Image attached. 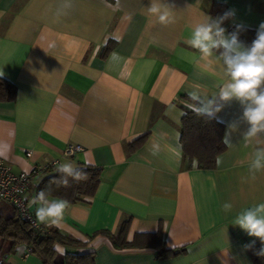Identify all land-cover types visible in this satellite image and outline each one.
<instances>
[{"label":"crops","instance_id":"crops-1","mask_svg":"<svg viewBox=\"0 0 264 264\" xmlns=\"http://www.w3.org/2000/svg\"><path fill=\"white\" fill-rule=\"evenodd\" d=\"M215 1L235 11L226 34L230 26L264 24V0H160L168 24L148 13L151 0H0V77L16 86L15 98L0 102V158L15 173L52 159L101 169L94 195L68 204L58 225L39 221L37 205H29L39 179L25 193L40 225L89 241L95 264H255L250 247H264L234 224L243 209L264 202V169L251 168L256 144L244 141L250 125L239 101H218L221 110L211 114L224 128L215 166L183 162L187 97L211 99L226 79L217 65L197 63L199 52L185 43L195 24L213 18ZM109 40L115 45L102 57ZM68 144L82 149L64 158ZM125 217L128 241L160 230L167 250L184 251L160 258L156 248L115 249L94 235L116 231ZM26 252L21 244L3 257L41 264Z\"/></svg>","mask_w":264,"mask_h":264},{"label":"trees","instance_id":"trees-1","mask_svg":"<svg viewBox=\"0 0 264 264\" xmlns=\"http://www.w3.org/2000/svg\"><path fill=\"white\" fill-rule=\"evenodd\" d=\"M229 11L221 2H213L210 14L213 19L222 16ZM230 19L223 23L226 27ZM237 30V26H230L228 33ZM259 29L242 26L239 31V39L250 45L256 38ZM115 45V41L109 40L101 52L104 57ZM16 95V86L8 80L0 77V102L12 101ZM196 105V101L187 97ZM223 124L208 114H197L191 108H184L181 118L180 143L183 153V162L186 168H191L193 161L197 168H213L217 156L223 152ZM148 134L143 135L128 145V152L139 148L146 140ZM88 173V179L75 181L69 177V186L58 183L62 173L52 167L42 172L36 184V194L44 190L47 197H56L66 200L68 204L81 201L86 197H92L96 192L100 181L101 169L92 165H79ZM130 225V217L123 218L116 231L99 230L96 234L107 237L115 249L123 248H156L158 257L163 258L177 254L180 250H167L162 242L161 231L154 233H136L131 241L127 240ZM44 233L31 229L20 218L14 207L6 201L0 200V257L12 253L16 246L24 244L29 253L38 258L41 264H95L94 252L88 246V242H81L70 236L61 234L57 229L46 228ZM56 246L76 249L74 253L60 254ZM259 243L250 247L255 264H264V256L258 255ZM4 258V257H3Z\"/></svg>","mask_w":264,"mask_h":264},{"label":"clouds","instance_id":"clouds-1","mask_svg":"<svg viewBox=\"0 0 264 264\" xmlns=\"http://www.w3.org/2000/svg\"><path fill=\"white\" fill-rule=\"evenodd\" d=\"M147 11L156 16L162 24L173 22L169 6L162 4L160 0H151ZM234 16V10L227 11L215 19L207 16L204 21L192 27L191 35L185 43L199 52L197 63L217 65L226 79L219 85L218 93L211 99L202 97L198 92L190 93L196 105H188V107L193 108L197 114L211 115L221 110L223 105L218 101L228 102L233 99L239 101L243 106V119L250 125L244 141L248 143L255 140L256 144L251 168L259 171L264 169V24L260 25L252 43L245 45L239 39L242 26L237 25V30L228 34L222 26L226 20ZM113 59L118 60L119 57L113 53ZM0 75H3L2 71ZM122 75L130 74L122 73ZM56 171L63 174L58 183L65 187L69 186V177L75 181L88 179V173L72 162L60 163ZM29 205H37L36 217L39 221L58 225L68 202L58 198L49 199L46 192L41 190L29 201ZM232 207L231 203H225L223 210L228 212ZM234 224L249 236L259 238L264 245V202L243 209L237 214ZM257 254L264 256V247Z\"/></svg>","mask_w":264,"mask_h":264},{"label":"built area","instance_id":"built-area-1","mask_svg":"<svg viewBox=\"0 0 264 264\" xmlns=\"http://www.w3.org/2000/svg\"><path fill=\"white\" fill-rule=\"evenodd\" d=\"M81 149L80 145L68 144L63 150L62 157H71ZM60 163V159H52L43 164L36 165L30 173H15L12 171L10 165L0 158V200L9 202L26 225L40 233H44L46 229L36 221L34 215L29 210L25 193L37 181L42 172L52 167H57ZM29 254L27 250L25 257ZM0 264L9 263L5 258L0 257Z\"/></svg>","mask_w":264,"mask_h":264}]
</instances>
